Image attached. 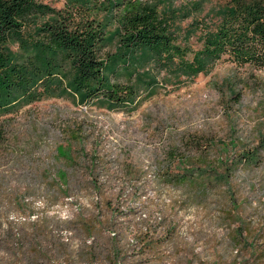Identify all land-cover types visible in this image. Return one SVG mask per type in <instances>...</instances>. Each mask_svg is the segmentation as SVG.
I'll use <instances>...</instances> for the list:
<instances>
[{"label":"rangeland","instance_id":"rangeland-1","mask_svg":"<svg viewBox=\"0 0 264 264\" xmlns=\"http://www.w3.org/2000/svg\"><path fill=\"white\" fill-rule=\"evenodd\" d=\"M69 1L44 0L59 10ZM152 1L174 11L179 44L202 47L201 31H189L216 21L215 0ZM155 77L136 110L50 98L0 117V221L29 219L12 208L15 191L28 189L32 219L50 222L36 248L0 237V264H264V69L225 57L191 82ZM243 150H259L261 161L233 165L230 185L167 179L200 165L223 172ZM60 169L66 195L54 183ZM91 218L110 231L87 234Z\"/></svg>","mask_w":264,"mask_h":264},{"label":"trees","instance_id":"trees-1","mask_svg":"<svg viewBox=\"0 0 264 264\" xmlns=\"http://www.w3.org/2000/svg\"><path fill=\"white\" fill-rule=\"evenodd\" d=\"M103 1L71 0L59 10L44 0H0V117L50 98L93 103L109 111L136 110L142 94L159 86L156 75L165 73L178 84L182 78L191 82L209 74L225 57L239 67L264 69V0H215L216 21L195 20L189 31V37L201 31L198 50L179 44L174 11L160 10V1ZM192 6L201 9L199 3ZM4 135L0 128V141ZM57 155L72 159L62 147ZM236 158L223 160V172L200 165L167 174V179L189 181L203 189L213 182L230 185L233 165L261 161L259 150H243ZM54 183L64 195L70 191L64 188L69 184L65 170H58ZM25 194H30L28 189L15 191L12 208L30 215L29 219L0 221V237L6 246L18 242L36 248L35 241L49 230L47 218L32 219V203ZM228 199L234 204L233 195ZM108 226L91 218L84 227L91 235L108 231ZM109 240L116 242V238Z\"/></svg>","mask_w":264,"mask_h":264}]
</instances>
